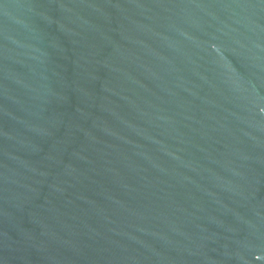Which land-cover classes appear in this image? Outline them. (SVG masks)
<instances>
[{
    "label": "water",
    "instance_id": "95a60500",
    "mask_svg": "<svg viewBox=\"0 0 264 264\" xmlns=\"http://www.w3.org/2000/svg\"><path fill=\"white\" fill-rule=\"evenodd\" d=\"M0 264H264V0H0Z\"/></svg>",
    "mask_w": 264,
    "mask_h": 264
}]
</instances>
